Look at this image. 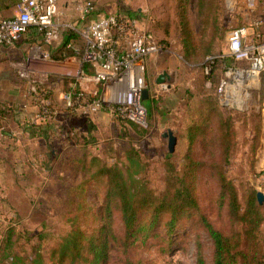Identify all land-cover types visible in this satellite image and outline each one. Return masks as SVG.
Here are the masks:
<instances>
[{"label": "rangeland", "instance_id": "rangeland-1", "mask_svg": "<svg viewBox=\"0 0 264 264\" xmlns=\"http://www.w3.org/2000/svg\"><path fill=\"white\" fill-rule=\"evenodd\" d=\"M94 2L93 18L107 14L131 17L140 28L152 30L162 43V50L151 56L144 72L149 91V105L144 104L147 125H132L111 115L97 121L96 114L84 115L81 110H65L58 102L53 103L55 87L49 83L55 84L56 79L58 82L66 75L43 76L39 72L37 56L41 49L37 48L35 41L24 50H17L13 60L0 59V104H8V97L15 94L16 99L20 95L19 102L30 107L25 116L21 115V120L13 118L5 123L0 119V137L13 138L8 145L16 148L22 145L17 134L32 137L26 143L30 156L25 158L8 157L2 153L8 145L0 138V155H3L0 158V264H9L10 261L4 256L8 234L11 236L7 243L9 249L23 260L41 254L45 264H54L49 259L50 252L73 226H79L86 233L94 230L101 215L105 182V178L96 174L103 166L117 164L124 168L125 154L131 147L138 149L145 163L142 174L148 187L155 194L162 192L166 157L179 169L187 152V141L182 137L191 119L200 122L207 117L191 149L194 160L201 162L202 166L195 186L201 213L216 228L229 231L227 215L220 211L217 202L219 183L216 172L219 168L235 187L241 206H245L252 191L264 193V164L257 166L256 156L262 145L260 114L255 105L248 104L253 91L256 104L258 86L249 92L241 86L248 92L242 96V110L221 105L218 99L219 80L224 68L231 64L219 56L226 53L229 30L243 24L240 20L234 22L239 16L237 11L231 16L226 0ZM180 3H183V20L180 18ZM184 43L192 45L187 58L183 52ZM208 57L211 59L207 60ZM10 61L21 63L24 68L4 77L6 72L10 74ZM206 64L212 67L208 77L204 72ZM163 72L168 74L169 81L157 84L155 79ZM33 85L47 89L51 106L58 111L48 121L36 117L40 101L39 95L30 94ZM80 87L90 99L101 98L111 103L126 85L82 82ZM103 89L105 93L101 97ZM66 90L62 88L58 101ZM49 123L54 125L43 130L40 128ZM167 130L176 136L173 152L168 151L167 138L162 136ZM223 134H230L228 145H224L226 136ZM70 136H76L79 144L72 143ZM39 149L45 150V160L41 161L44 169L24 167L31 159L30 163L33 162ZM261 204L264 206V200ZM143 221H148V215ZM164 221L151 227L154 229L145 239L142 235L146 234L139 235L126 250L120 243L113 244L107 264H124L127 259L146 264H201L198 251L202 254V264H212V240L199 222L198 214L179 220L172 230L166 228ZM113 227L118 235H123L119 216L114 217ZM259 232L264 240V221Z\"/></svg>", "mask_w": 264, "mask_h": 264}, {"label": "trees", "instance_id": "trees-1", "mask_svg": "<svg viewBox=\"0 0 264 264\" xmlns=\"http://www.w3.org/2000/svg\"><path fill=\"white\" fill-rule=\"evenodd\" d=\"M179 5L180 18L183 20V3ZM67 32L68 35L62 45L56 53L51 54V58L62 60L73 55V51L67 48V45L74 43L77 35L72 30ZM159 43L162 44L160 41ZM184 46L183 52L187 58L192 45L184 43ZM61 51L65 54H61ZM82 69L91 73L93 68L90 64H83ZM211 69L212 67L209 73H205L206 77L212 73ZM145 102L149 105V99L143 104ZM10 110V107L0 104V119H4L6 112ZM120 119L139 126L128 119ZM205 121L207 117L200 122L191 119L190 126L182 137L186 138L187 152L179 169L166 157L165 188L159 194H155L143 178L145 163L135 147L127 150L124 168L117 164L100 168L96 176L105 178V182L98 226L89 233L82 231L79 226H73L57 247L52 249L49 259L54 264H107L113 244L120 243L126 250L135 243L139 235L146 234L142 235L145 239L154 229L151 227L164 219L166 228L172 230L179 220L198 214L199 222L212 240V264H264V240L259 232V227L264 221V206L258 203L256 191H252L247 196L245 206H241L235 187L226 177L224 170L219 168L216 172L219 183L217 202L220 211H225L227 215L229 231L223 232L216 228L201 213L195 196V186L198 170L202 166L201 162L194 160L191 149L196 137L202 132ZM222 136H226L224 145H228L230 134ZM147 215L148 221H143V217ZM115 216H119L123 226L122 236L114 230ZM10 240L11 236L8 234L4 256L10 260L9 264H45L44 256L41 254H35L30 260H23L9 249L7 243ZM197 254L202 264V254L199 251ZM124 264L146 263L127 259Z\"/></svg>", "mask_w": 264, "mask_h": 264}, {"label": "built area", "instance_id": "built-area-1", "mask_svg": "<svg viewBox=\"0 0 264 264\" xmlns=\"http://www.w3.org/2000/svg\"><path fill=\"white\" fill-rule=\"evenodd\" d=\"M58 2L59 0H19L16 15L0 18V46L14 45L29 29L41 34L44 44L51 45L57 41L60 35L56 22ZM74 2L81 19L95 11L94 0ZM246 5L253 9L255 0H246ZM258 24L236 26L227 33L226 53L219 57L231 61V64L224 68L218 84L221 105L231 101L228 97L231 86L240 85L249 92L260 83L264 71V39L255 28ZM78 36L82 43L79 48L74 43L67 45L73 51V56L78 57V63L64 73L66 77L78 81V86L73 85L61 95L62 107L65 110H81L84 115H92L103 109L111 116L128 119L145 127L147 111L141 99L142 90L147 88L144 72L148 59L162 50L154 32L148 28H140L131 17L107 14L88 19L79 30ZM37 57V60L49 61L46 53L40 52ZM83 64H90L92 72H85L82 69ZM210 68L206 64L204 72L209 73ZM80 81L105 86L109 83H125L126 88L117 93L111 103H106L105 99H90L80 87ZM255 81L257 85H254ZM30 88L31 95H39V112L36 117L40 120L54 117L58 111L51 106L47 89L42 85H33ZM104 93L105 91L100 96Z\"/></svg>", "mask_w": 264, "mask_h": 264}, {"label": "crops", "instance_id": "crops-1", "mask_svg": "<svg viewBox=\"0 0 264 264\" xmlns=\"http://www.w3.org/2000/svg\"><path fill=\"white\" fill-rule=\"evenodd\" d=\"M231 1L233 3V9L232 10L228 9L230 11L229 12L230 15L233 16V14H235V12L237 11L238 15L241 16V17L236 16L234 18V22H239L240 20L243 23L241 25H253V24L259 23L258 26L256 25L255 28L257 31L261 33L262 38L264 39V0H255V6L253 9L247 8L246 0H231ZM18 3H19V0H0V18H9V17H12L13 15H16L18 13ZM93 13L88 15L85 19H81L78 10L75 7L74 0H59L58 17L56 19V22L58 23V26H59V34H60L59 39L57 41H54L51 45H47L43 43L41 34L37 33L34 29H29L27 32H25L21 36L22 40L20 38L16 43H14V45L0 46V59L2 60L6 59L7 61L13 60L12 58L17 56V50H24L25 46L35 41L37 43V47L41 49V52L46 53L48 55V60H49V61L40 60L37 62L39 66V72H41L43 76H47V74H60V75L64 74L66 69L75 67V65L78 63V60H79L78 57L76 56L74 57L73 55H71V56L65 57L62 60H55L51 58V54L56 53V51H58L59 47L62 45L63 40L68 35V32L66 30H72L74 33H76L77 37H75L74 39V44L79 48L82 45V43L78 36V32L83 27V25L87 22L88 19L93 18L92 17ZM97 17L98 16H95V18ZM61 54H65V53L61 51ZM151 59L152 57L148 59L147 66H148V62H150ZM9 66H10L9 67L10 69H8V72L10 74L6 72V74L3 75L4 77H9V75H11L15 71L19 72L23 65H21V63H13L10 61ZM2 82L4 83V81ZM82 82L93 83L90 81H80L79 85ZM77 83L78 81L76 82V80L68 78V77L66 78L63 77L62 79H59L58 82L56 79L55 84L50 82L49 84L55 87L54 95L52 97L53 103L58 102L59 105H62L61 101H58V97H59V94L62 88L68 89L70 87H73V85L78 86ZM103 91L104 89L102 90V93ZM256 91L259 92V93L257 92L258 97H257L256 104H254V97H252L254 91L250 93L251 94L249 97L250 101L248 100V104L249 106L255 105V109H257V111L260 114V123H259V125L261 126L260 141L262 142V145L258 148L256 156L258 159L257 166H262L264 164V74L260 79V83ZM19 96L16 99L15 94L14 95L11 94L10 97H8V101H7L8 104H6L5 102H1L2 104H4L7 107H10L11 109L10 111H8V113L6 112L5 114V117H4V122L6 121L5 123H7L8 121H11V119L13 118L16 120L18 119L21 120V115L25 116L26 113L29 112L28 110H30V107H28L23 101L19 102V99H18L20 98ZM1 98L4 99L2 95H1ZM251 100L253 101V103H251ZM18 104H19V107H18ZM95 114H92V115H95V119L97 121L105 119V115L106 116L110 115L105 110H101ZM79 122H81L80 119H79ZM51 124L52 123H49V125L43 124L42 127L40 128H42L43 130V128L49 127ZM17 135L22 139V145L18 146V148H16L15 145H10V146L8 145L13 140V138L9 139L5 136L0 137L1 142L4 141V143L8 145L5 149H3V151L1 150L2 153L5 152V155H7L8 157L9 156H13V157L21 156L22 158L29 157L30 153L27 150L28 147L26 143L28 142V139L32 137H30L29 135H23V134H17ZM69 139L75 145L79 144V141H78L79 139L76 136H72V137L70 136ZM43 141H45V139ZM2 156L3 155H0V158ZM42 160H45V150L39 149V151H37L35 155L33 156V162L30 163L29 161V164L27 163V165H24V167H26L27 169L29 168V166H31V168H36L39 170L44 169V167H42L41 165ZM34 162H36V164Z\"/></svg>", "mask_w": 264, "mask_h": 264}, {"label": "water", "instance_id": "water-1", "mask_svg": "<svg viewBox=\"0 0 264 264\" xmlns=\"http://www.w3.org/2000/svg\"><path fill=\"white\" fill-rule=\"evenodd\" d=\"M227 9L232 10L233 9V3L231 0H226ZM169 81V76L166 72H163L159 74L155 80L157 84H164L165 82ZM168 86V85H167ZM231 94L228 95V97L231 99V101H226L224 105L229 106L232 109L242 110V96L246 94V90L242 88L240 85H233L230 88ZM142 101L148 99L149 91L147 88L142 90ZM164 138H167V147L169 152L174 151V147L176 144V136L173 134L171 130H167L162 134ZM256 199L259 204H261L264 200V193L258 191L256 193Z\"/></svg>", "mask_w": 264, "mask_h": 264}, {"label": "bare ground", "instance_id": "bare-ground-1", "mask_svg": "<svg viewBox=\"0 0 264 264\" xmlns=\"http://www.w3.org/2000/svg\"><path fill=\"white\" fill-rule=\"evenodd\" d=\"M257 84H258L257 81H255V82H254V85H257Z\"/></svg>", "mask_w": 264, "mask_h": 264}]
</instances>
